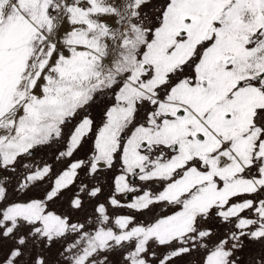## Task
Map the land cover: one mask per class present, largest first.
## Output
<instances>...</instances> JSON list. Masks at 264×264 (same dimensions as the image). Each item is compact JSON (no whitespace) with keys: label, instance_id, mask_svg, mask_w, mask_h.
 Masks as SVG:
<instances>
[{"label":"snow or ice","instance_id":"obj_1","mask_svg":"<svg viewBox=\"0 0 264 264\" xmlns=\"http://www.w3.org/2000/svg\"><path fill=\"white\" fill-rule=\"evenodd\" d=\"M0 264H264V0H0Z\"/></svg>","mask_w":264,"mask_h":264},{"label":"rangeland","instance_id":"obj_2","mask_svg":"<svg viewBox=\"0 0 264 264\" xmlns=\"http://www.w3.org/2000/svg\"><path fill=\"white\" fill-rule=\"evenodd\" d=\"M138 183V181H136ZM146 222H150L149 218H144Z\"/></svg>","mask_w":264,"mask_h":264}]
</instances>
